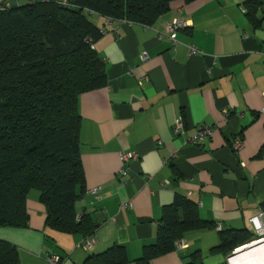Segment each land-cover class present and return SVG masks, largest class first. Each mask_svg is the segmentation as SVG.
Wrapping results in <instances>:
<instances>
[{
    "label": "crops",
    "instance_id": "0c3cea01",
    "mask_svg": "<svg viewBox=\"0 0 264 264\" xmlns=\"http://www.w3.org/2000/svg\"><path fill=\"white\" fill-rule=\"evenodd\" d=\"M248 1L176 0L150 25L95 14L103 34L94 48L106 84L78 98L84 184L76 203L78 214H90L95 241L85 250L80 234L46 227L45 206L33 189L28 226L0 227V240L18 251L16 264H83L113 244L125 247L127 264H136L144 246L156 241L163 207L181 197L210 226L186 232L182 247L151 264H185L194 251L204 264H227L232 251L212 252L220 233L252 232L250 219L264 211V3L250 14ZM174 18L187 23L175 45L165 33ZM179 116L184 133L175 135ZM198 124L211 125L213 133L189 142ZM236 137L243 142L239 151L231 146ZM126 152L137 157L123 163Z\"/></svg>",
    "mask_w": 264,
    "mask_h": 264
},
{
    "label": "trees",
    "instance_id": "16d2710c",
    "mask_svg": "<svg viewBox=\"0 0 264 264\" xmlns=\"http://www.w3.org/2000/svg\"><path fill=\"white\" fill-rule=\"evenodd\" d=\"M27 1L0 4V227L28 226L26 200L35 189L46 227L88 237L96 226L89 213L76 209L84 184L78 98L106 84L104 62L94 48L103 33L89 15L150 25L176 0ZM262 3L248 1L245 12L253 14ZM209 226L195 203L176 199L163 207L156 241L144 246L136 264H151L186 232ZM253 238L247 229L222 231L212 252L227 254ZM17 262L16 247L0 240V264ZM128 262L125 247L113 244L83 264ZM185 264H204L201 253L189 254Z\"/></svg>",
    "mask_w": 264,
    "mask_h": 264
},
{
    "label": "built area",
    "instance_id": "2783aa9c",
    "mask_svg": "<svg viewBox=\"0 0 264 264\" xmlns=\"http://www.w3.org/2000/svg\"><path fill=\"white\" fill-rule=\"evenodd\" d=\"M66 0H62V3H65ZM187 25L186 21L184 20H180L178 18H174L167 26H166V35L167 37L171 40L172 44L175 45L177 43L176 40V33L179 29L184 28ZM103 33V31H102ZM160 38V36H159ZM190 51L192 53L195 52L193 47H190ZM141 58L143 60H145L147 58L146 52H142L141 53ZM184 119L182 116H179L174 123V126L172 128V131L175 135H180L184 133ZM213 133V127L209 124H198L195 126V131L193 133V135L189 138V142L192 143H202L204 141V139L210 135H212ZM232 148L234 151H239L242 147H243V142L240 138H234L232 140ZM137 155L134 152H126V153H121L120 154V160L125 163L128 162V160L132 159V158H136ZM121 173L123 175H125L127 173V171L125 169H123L121 171ZM98 192V188H92L91 190H89V193L93 196H96ZM125 206V204L123 205ZM79 218V215L77 216ZM250 222L252 224V232L254 234V238L246 243L243 244L241 246H238L236 248H234L230 254V256H228L227 258V264H232L231 263V259L233 257H235L242 248L248 246V245H259L264 243V211H260L259 214H257L256 216H253L250 219ZM217 229H220V226L217 225ZM94 236H88L85 237L82 241H81V246L87 250L90 249L93 244H94ZM175 247L180 248L182 247L181 241L177 240L174 244ZM51 261L56 262L58 261V257H51L50 258Z\"/></svg>",
    "mask_w": 264,
    "mask_h": 264
},
{
    "label": "bare ground",
    "instance_id": "6f19581e",
    "mask_svg": "<svg viewBox=\"0 0 264 264\" xmlns=\"http://www.w3.org/2000/svg\"><path fill=\"white\" fill-rule=\"evenodd\" d=\"M231 259L232 264H264V243L248 245Z\"/></svg>",
    "mask_w": 264,
    "mask_h": 264
},
{
    "label": "rangeland",
    "instance_id": "374dc122",
    "mask_svg": "<svg viewBox=\"0 0 264 264\" xmlns=\"http://www.w3.org/2000/svg\"><path fill=\"white\" fill-rule=\"evenodd\" d=\"M21 2L22 3H28V1L27 0H21ZM23 5V4H22ZM5 6V5H4ZM5 7H8V6H5ZM96 15L95 14H91V15H89V18L91 19V20H93V18L95 17Z\"/></svg>",
    "mask_w": 264,
    "mask_h": 264
}]
</instances>
